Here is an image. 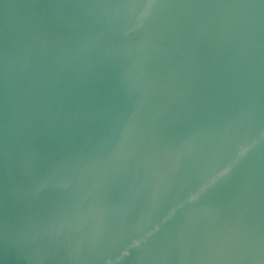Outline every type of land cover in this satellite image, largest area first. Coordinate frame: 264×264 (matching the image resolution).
I'll list each match as a JSON object with an SVG mask.
<instances>
[{
	"label": "water",
	"instance_id": "95a60500",
	"mask_svg": "<svg viewBox=\"0 0 264 264\" xmlns=\"http://www.w3.org/2000/svg\"><path fill=\"white\" fill-rule=\"evenodd\" d=\"M0 264H264V0H0Z\"/></svg>",
	"mask_w": 264,
	"mask_h": 264
}]
</instances>
